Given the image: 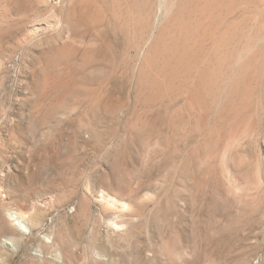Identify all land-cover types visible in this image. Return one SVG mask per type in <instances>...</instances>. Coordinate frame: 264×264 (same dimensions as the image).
Returning <instances> with one entry per match:
<instances>
[{
    "label": "rangeland",
    "instance_id": "1",
    "mask_svg": "<svg viewBox=\"0 0 264 264\" xmlns=\"http://www.w3.org/2000/svg\"><path fill=\"white\" fill-rule=\"evenodd\" d=\"M133 1L0 0V264H264V0L204 1L168 76Z\"/></svg>",
    "mask_w": 264,
    "mask_h": 264
},
{
    "label": "bare ground",
    "instance_id": "2",
    "mask_svg": "<svg viewBox=\"0 0 264 264\" xmlns=\"http://www.w3.org/2000/svg\"><path fill=\"white\" fill-rule=\"evenodd\" d=\"M125 1L130 2L131 0H125ZM204 1L207 2V0H176L175 5H172L170 3L167 4L166 1L164 2V0H134L133 1L132 8L135 11H137V13H138L139 9L141 8V11H143V13H145V16H146L145 25L141 26L142 32L140 34V40H139V43L137 44V46L140 45L144 41L147 42L146 38L149 36V32H150L151 27H152V21L154 18H156L155 12L153 11L156 2L158 4H160L162 9H164L162 19L164 18L166 20V22L160 26L159 35L157 37L158 42L160 41L161 37L166 35L167 32H169V31L173 32L172 40L169 41L167 44L169 54H167L166 57L169 56L170 60L166 61L164 63V65L161 66L162 67L161 71H162V73L165 74V76H168L169 71H170L171 75H172L171 71L174 74L178 73V70L181 67V61L178 57V53L180 52L181 49H186V51H187V48L190 47L194 32L197 30V27H198V25L194 24L193 18L197 17L199 22L203 21L204 16H205V12L202 10L203 9L202 7L204 5L203 4ZM210 1H211V3H214V5L217 6V8H219L222 5V3L224 2V0H210ZM215 11H216V9H215ZM226 21L228 22L227 19H226ZM155 22H157V21L155 20ZM141 24H142V22H141ZM199 24H201V23H199ZM226 29L229 30V28H226ZM227 31H226V33H227ZM75 32H77V31H75ZM142 47H143V45H142ZM70 182H72V181H69V183ZM65 183L67 185V182H65ZM69 183H68V185H69ZM72 186H73V184H72ZM56 189H58V188H56ZM84 196H85V194H84ZM85 197L81 198V201H80L75 213L73 214V217H74L73 222H68L66 219L64 221L61 220V222L57 223V228L55 230H52V229L49 230V233L54 235V242H53L54 244L50 243L51 244L50 245L47 242H41V247L43 249L49 248V247L56 245V244L60 245L62 247V249L66 250V251H69L71 249V247H73L72 246L73 245L72 238L75 236L81 237L82 232L85 231L83 229H84L85 224L87 222L85 217H87V212H88V205H87V201H86L87 197L86 198ZM101 211H102V209H101ZM103 214H104V211H103ZM101 218H102V216H101ZM110 218H112V216H110ZM110 218L107 222V223H109L108 225L115 226V227L119 226V224L115 221L114 218L113 219H110ZM95 219H96V217H95ZM98 220H99V218H98ZM29 222H30L33 229L37 230L39 228V225H40L39 219L37 221L35 219H30ZM95 225H99L98 221L96 222ZM113 229H115V228L113 227ZM4 230H5V227H3L1 229V232H4ZM32 236H33V234L30 237H32ZM71 251H72V249H71ZM70 257H72V256H70Z\"/></svg>",
    "mask_w": 264,
    "mask_h": 264
}]
</instances>
